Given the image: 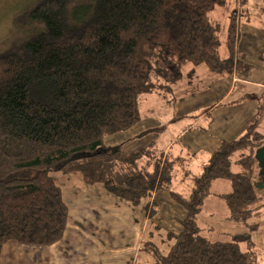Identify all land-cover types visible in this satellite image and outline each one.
<instances>
[{"label":"trees","instance_id":"16d2710c","mask_svg":"<svg viewBox=\"0 0 264 264\" xmlns=\"http://www.w3.org/2000/svg\"><path fill=\"white\" fill-rule=\"evenodd\" d=\"M236 1L225 57L210 13L226 0H36L14 17L0 51V252L10 240L48 246L62 238L68 206L53 174L78 173L84 184H100L132 204L164 190L186 210L169 250L143 242L152 261L135 264H264L248 232L211 240L197 220L217 178L231 184L218 194L229 219L246 221L264 206V186H256L260 176L253 174L254 152L264 144V90L243 133L222 140L200 173L187 166L194 154L180 146L166 150L151 141L125 152L122 144H104L140 121L141 93L161 87L159 80L175 83L186 64L189 76L201 65L250 73L252 65L234 58L237 7L247 0ZM258 57L264 60V49ZM180 168L192 181L188 193L173 186Z\"/></svg>","mask_w":264,"mask_h":264},{"label":"crops","instance_id":"0c3cea01","mask_svg":"<svg viewBox=\"0 0 264 264\" xmlns=\"http://www.w3.org/2000/svg\"><path fill=\"white\" fill-rule=\"evenodd\" d=\"M237 5L236 0H226L221 7L222 24L226 29L230 13ZM260 5V0L250 4L247 1L237 9L238 37L234 58L252 65V70L246 77L234 71H211V75L204 72V78L209 77V86L186 93L173 103V119L188 123L177 135V140L167 141L163 146L166 150L178 143L185 152L203 153V159L207 160L222 140H232L245 130L256 110L257 97L264 90V60L258 57L264 49V10ZM225 56L226 50L222 57ZM257 70L261 74H256ZM196 110L199 113H195ZM158 125L156 120L145 117L130 129L111 135L109 143L111 146L122 144L125 152L134 151L154 141L156 135L151 131ZM104 142L106 144L105 138ZM53 175L68 206L62 238L48 246L7 241L0 252V264L150 263L151 256L140 249L141 244L152 242L165 254L174 241L172 236L182 230L180 220L186 210L171 199L167 191H154L140 203L132 204L108 193L100 184H84L78 173ZM219 183L223 182H212L211 195L219 197L218 194L231 190L227 182L223 188L215 189ZM190 187L186 182L184 190L175 189L188 193ZM151 208L155 210L153 214Z\"/></svg>","mask_w":264,"mask_h":264},{"label":"rangeland","instance_id":"374dc122","mask_svg":"<svg viewBox=\"0 0 264 264\" xmlns=\"http://www.w3.org/2000/svg\"><path fill=\"white\" fill-rule=\"evenodd\" d=\"M35 1L36 0H0V51L4 48L5 42L10 35L9 32L14 26V17L32 6ZM247 1H249L250 4L253 0ZM239 7L240 6H238L237 9ZM222 13L221 7L215 8V10L210 13L212 19H216V21L220 23L219 38L221 44L219 49L221 56H223L224 51L226 50V25L222 24ZM191 67V64L184 65V74L182 78L175 83H166L165 81L158 79L159 82L162 81L161 84L163 85L161 87L140 94L141 120L145 117H151L159 124L154 131H151L155 132L154 134L156 135V138L154 141L156 142V146L159 148L163 147L167 141H170L172 138L177 140V135L182 131L184 125L188 123L187 120L176 121L173 119L172 106L174 101L186 93L198 90L200 91L209 86V77L205 79L203 73L208 72L211 75L213 74V71L211 72L207 67L201 65L197 66L195 72L189 76L187 71ZM255 73L261 74L260 70L255 71ZM215 92L221 91L216 90ZM195 113H199V111L196 110ZM199 124L196 127H198ZM259 130L264 133V118L262 119ZM111 138V135L105 137L107 145L105 142L104 144L106 146H111L109 143L112 140ZM178 147V143L175 144V148ZM203 157V153L194 154L187 162V166L194 174L201 172L202 165L206 162ZM257 168L258 171H256ZM257 168H255L253 173L256 178L260 176L259 167L257 166ZM238 169V165L233 161L231 170L237 171ZM179 170L180 171H178L175 175L173 184L176 189L184 190L186 182L192 184V181H190L191 179L187 177L182 178V168ZM214 180H221V182H223L219 183L218 187L215 189H220L219 187L223 188V186H226L225 184L227 183L230 184V181L226 178H217ZM256 181H263V179L258 177ZM211 185L210 189L212 187ZM227 215H229V209L225 200L221 197H217L216 195L209 194L207 198L204 199L202 209L197 215L198 223L202 228L201 233L211 240L225 241L231 240L232 234L248 232L252 243L251 249L256 251L259 263H264V206L261 207L258 212L253 213L246 221H235L229 219ZM249 225H254V229L250 230ZM239 247L242 250H246L248 245L245 241H241L239 243Z\"/></svg>","mask_w":264,"mask_h":264},{"label":"water","instance_id":"95a60500","mask_svg":"<svg viewBox=\"0 0 264 264\" xmlns=\"http://www.w3.org/2000/svg\"><path fill=\"white\" fill-rule=\"evenodd\" d=\"M254 158L257 161V165L259 167V175H263V169H264V144H262L260 147H258L254 152ZM256 186L262 187L264 186V180L257 182Z\"/></svg>","mask_w":264,"mask_h":264},{"label":"flooded vegetation","instance_id":"af4514ba","mask_svg":"<svg viewBox=\"0 0 264 264\" xmlns=\"http://www.w3.org/2000/svg\"><path fill=\"white\" fill-rule=\"evenodd\" d=\"M263 172H264V169H263ZM263 180H264V174L260 176Z\"/></svg>","mask_w":264,"mask_h":264}]
</instances>
